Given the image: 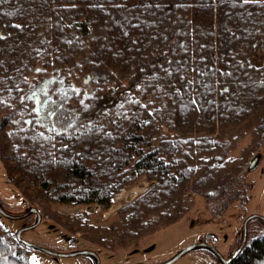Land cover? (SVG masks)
Here are the masks:
<instances>
[{"label": "trees", "instance_id": "16d2710c", "mask_svg": "<svg viewBox=\"0 0 264 264\" xmlns=\"http://www.w3.org/2000/svg\"><path fill=\"white\" fill-rule=\"evenodd\" d=\"M261 53L264 0H0L7 178L31 207L107 210L145 177L151 186L109 225L86 215L64 225L99 248L136 244L181 220L193 195L224 192L247 166L248 148L230 154L247 136L257 146L264 139ZM40 67L65 79L94 72L91 120L54 137L23 129L22 92ZM112 87L118 102L100 106ZM2 218L0 264H33ZM229 264H264V231Z\"/></svg>", "mask_w": 264, "mask_h": 264}, {"label": "rangeland", "instance_id": "374dc122", "mask_svg": "<svg viewBox=\"0 0 264 264\" xmlns=\"http://www.w3.org/2000/svg\"><path fill=\"white\" fill-rule=\"evenodd\" d=\"M51 71L53 72L50 69L49 72ZM60 76L63 75L60 73ZM85 76L93 78L92 85L86 87V90L83 82ZM66 83V86L73 85L75 88H83L81 95H89L90 89H95L97 86L94 72L92 74L82 73L77 78H68ZM109 92L113 98L111 100H115L116 103L119 94L122 93L120 88L116 90L114 87L101 91L100 106L103 107V104L109 101L106 98ZM80 100L81 96L77 95L72 102L77 110L80 109L78 106ZM83 106L85 105L81 107ZM2 117L0 114V119ZM11 127L12 125L6 130L12 131L14 127L12 130ZM245 148L249 151L247 166L253 156L259 155L260 157L255 169L245 174L246 166L224 192H217L210 199L193 195L189 211L181 220L158 229L154 234L141 239L136 244L110 250L99 248L85 240L86 232L69 231L64 225L65 223L75 224V220L79 219L78 215H86L89 222L94 225H109L117 219L119 209L134 201L151 186V182L145 177L139 178L133 186L120 190L107 210L97 205L71 206L48 203L45 208L36 206L42 216L41 222L35 229L23 233L22 238L29 243L61 253L92 250L99 256L100 264H162L181 250L204 242L207 236H210L209 243L224 257H227L241 242L244 219L250 214L264 216V139L257 146L253 145L250 137L247 136L238 141L230 156L238 157ZM22 198L20 191L8 180L7 171L0 161V204L2 208L13 215L23 214L31 206ZM1 221L15 233L19 228L31 225L35 221V215L20 221H9L5 218ZM263 231L264 225L260 221L255 219L249 222L246 243ZM28 256L33 264H95L94 260L87 256L61 258L46 255L34 249L30 250ZM219 263L221 262L214 253L207 249L197 248L172 264Z\"/></svg>", "mask_w": 264, "mask_h": 264}, {"label": "flooded vegetation", "instance_id": "af4514ba", "mask_svg": "<svg viewBox=\"0 0 264 264\" xmlns=\"http://www.w3.org/2000/svg\"><path fill=\"white\" fill-rule=\"evenodd\" d=\"M261 57L264 58V53H261ZM49 70L43 67L35 69L33 72L35 76L33 73L30 75L22 92L25 101L23 129L44 137L67 134L79 128L82 123H86V119L91 118V114L88 112L89 107L85 102L91 96V92L95 91V89H90L89 95H81L80 92L83 88H75L73 85L66 86V79L60 76L57 69H51L53 72H49ZM92 81V77H89L88 82L84 83L85 90L86 87L92 85ZM110 93L106 95L109 101L103 104V107L116 103L115 100H111ZM77 95L81 96L78 104L80 109L78 110L72 105L74 97ZM121 95L120 93L119 97ZM83 104L85 106L82 108Z\"/></svg>", "mask_w": 264, "mask_h": 264}, {"label": "water", "instance_id": "95a60500", "mask_svg": "<svg viewBox=\"0 0 264 264\" xmlns=\"http://www.w3.org/2000/svg\"><path fill=\"white\" fill-rule=\"evenodd\" d=\"M89 76H85L83 82L86 83L88 82ZM259 155H255L253 156L250 161L249 164L247 166V172L252 171L253 169L256 168L258 162H259ZM35 215V221L28 226H24L19 228L16 232H15V237L16 240L22 244L23 246L30 248V249H34L37 251H40L46 255H50V256H54V257H61V258H68V257H75V256H87L90 257L94 260L95 264H100V259L99 256L97 255V253L95 251L92 250H77L74 252H68V253H61V252H56L54 250L36 245V244H32L29 243L27 241H25L22 238V234L25 233L26 231H30L35 229L39 223L41 222L42 216L41 213L39 212V210L35 207H30L25 213L23 214H19V215H13L10 214L8 212H6L0 205V216L9 220V221H20L23 220L25 218H27L30 215ZM260 220L262 222H264V216L259 215V214H250L249 216H247L242 224V239L240 244L237 246V248L232 251L227 257H224L215 247H213L210 243V236H207V238L205 239L204 242H199L197 244H193L188 246L187 248L181 250L179 253H177L174 257H172L171 259H169L168 261L162 263V264H172L175 261H177L180 257H182L183 255H185L186 253L197 249V248H203V249H207L209 251H211L212 253H214L217 258L220 260V262L222 264H229L231 263L237 256L238 254L241 252V250L244 248V246L246 245L247 242V227L250 221L252 220Z\"/></svg>", "mask_w": 264, "mask_h": 264}, {"label": "bare ground", "instance_id": "6f19581e", "mask_svg": "<svg viewBox=\"0 0 264 264\" xmlns=\"http://www.w3.org/2000/svg\"><path fill=\"white\" fill-rule=\"evenodd\" d=\"M135 191V190H134ZM118 197V196H117ZM118 201V200H117Z\"/></svg>", "mask_w": 264, "mask_h": 264}]
</instances>
